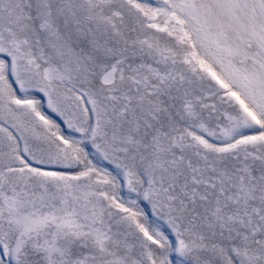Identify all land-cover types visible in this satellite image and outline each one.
Here are the masks:
<instances>
[{
    "label": "snow or ice",
    "instance_id": "snow-or-ice-1",
    "mask_svg": "<svg viewBox=\"0 0 264 264\" xmlns=\"http://www.w3.org/2000/svg\"><path fill=\"white\" fill-rule=\"evenodd\" d=\"M0 264H264V0H0Z\"/></svg>",
    "mask_w": 264,
    "mask_h": 264
}]
</instances>
